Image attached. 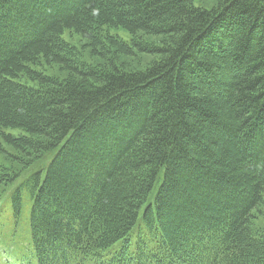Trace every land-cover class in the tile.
Segmentation results:
<instances>
[{
	"label": "trees",
	"instance_id": "obj_1",
	"mask_svg": "<svg viewBox=\"0 0 264 264\" xmlns=\"http://www.w3.org/2000/svg\"><path fill=\"white\" fill-rule=\"evenodd\" d=\"M216 2L0 0V137L50 154L0 205V264H264V0ZM113 27L156 59L92 66L63 37ZM18 178L0 165V195Z\"/></svg>",
	"mask_w": 264,
	"mask_h": 264
},
{
	"label": "rangeland",
	"instance_id": "obj_2",
	"mask_svg": "<svg viewBox=\"0 0 264 264\" xmlns=\"http://www.w3.org/2000/svg\"><path fill=\"white\" fill-rule=\"evenodd\" d=\"M216 0H206L200 1L196 0V5H202L205 7H211L216 5ZM64 39L75 48L76 59L79 62H84L88 65L102 67H108L110 64L116 65L117 67L130 70L143 69L151 62H153L156 57L142 54L136 49H133L134 41H131V36L127 30L122 27L106 28L103 32V38L98 39L100 42L95 47L92 46V41L86 40L78 34L66 32L64 34ZM110 38L116 41L118 44L132 48V54H123L118 52L116 46L112 45ZM148 40H153L150 37H146ZM155 40V39H154ZM36 69L43 71L57 79H65L71 77L65 71L59 68L57 65H42ZM19 130H12L15 134H18ZM14 151L10 146H8L2 137H0V165L9 169L15 174L19 175L17 182L13 185H7L2 187V193L0 195V205L5 200L7 193L13 188V186L18 183L23 177L31 173L32 171L45 167L50 159L49 153H44L38 156L31 155H17L13 157ZM252 228L255 233L264 237V201L261 207L254 213V219L252 221ZM23 252L19 251L17 256L19 257ZM8 258L5 256V259ZM7 260V259H6ZM11 264H20V261L16 258L15 261H9Z\"/></svg>",
	"mask_w": 264,
	"mask_h": 264
}]
</instances>
